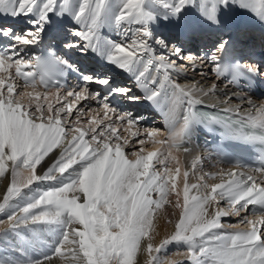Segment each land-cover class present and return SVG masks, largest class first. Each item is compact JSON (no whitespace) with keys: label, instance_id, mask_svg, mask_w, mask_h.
Segmentation results:
<instances>
[{"label":"snow or ice","instance_id":"snow-or-ice-1","mask_svg":"<svg viewBox=\"0 0 264 264\" xmlns=\"http://www.w3.org/2000/svg\"><path fill=\"white\" fill-rule=\"evenodd\" d=\"M231 5L248 9L264 21V0H211L210 6L208 0H0V15L30 17L31 25L17 31L10 24H0V177L10 173L0 202V213L7 215L0 224L9 225L5 243H13L9 234L15 236L19 243L13 251L27 257L0 259V264H44L54 257L65 264H137L141 251L146 254L145 264H175L166 253L173 243L187 246L182 254L191 264H264V186L244 172H229L226 182L200 195L199 189L209 186L189 185L185 170L183 205L179 200L175 205L182 212L174 231L158 244L152 242L157 210L169 203L171 194L180 195L176 178L181 169L172 153L206 120L194 111L201 103L195 85L181 87L171 78L173 71L186 67L178 63L184 59L182 48L154 37L150 25L159 20L179 22L189 6L219 25L221 7ZM65 15L77 26L68 30L77 39L65 37L63 47L82 56L97 54L105 65L102 70L77 66L50 48L47 56L25 55L34 46L58 40L57 18ZM125 24L139 26L130 40ZM104 26L121 33L122 42L102 39ZM227 47L228 41L220 40L207 57L217 76L228 74L230 82L238 83L260 74L257 65L239 61L222 65L219 54H226ZM112 68L127 74L143 95L112 75ZM65 70L77 73L73 88L65 89L60 83ZM17 80L23 81V90L18 91ZM89 99L96 101V107H89L90 118L82 121L85 110L77 103ZM141 100L166 112V137L154 139L160 131L144 128L143 138H137L143 117L126 110L123 102ZM180 105L184 110L178 115ZM224 111L240 116L239 108ZM121 127L126 132L136 129L130 131L131 139L121 135ZM224 127L232 139L264 145V105H253L240 119L227 118ZM148 143L159 147L149 150ZM57 148H61L59 158L38 175L37 166ZM195 165L196 161L193 169ZM235 167L243 166L236 163ZM249 170L264 176V162ZM45 182L51 183L42 190L32 188ZM192 189L197 194L190 196ZM220 201H226L227 208L217 207L209 218L207 206ZM250 205L257 206L251 212L254 218L241 220L248 231H217L223 227V217L240 216ZM44 233L55 237L51 250L32 259L28 246Z\"/></svg>","mask_w":264,"mask_h":264},{"label":"bare ground","instance_id":"bare-ground-1","mask_svg":"<svg viewBox=\"0 0 264 264\" xmlns=\"http://www.w3.org/2000/svg\"><path fill=\"white\" fill-rule=\"evenodd\" d=\"M210 2H211V0H210ZM157 7L159 8V6H157ZM238 10H240V7L238 5H236V6L231 5L229 8H226V9L221 7L219 15L221 17L220 19H222V21L224 22V24L221 28V31L217 28L216 25H213L209 21H207L205 19V17L199 19V17L196 14L193 15L192 12L190 13L189 18L187 20H185L186 25L184 24L185 21H183V24H180L178 21H175V20H173V21L159 20L156 23L162 24L166 30H168V31L170 30V32H172V33H181L182 35H184L186 37V38H184V36H181V38L179 37L181 41H179L177 38L174 37L173 39L178 44H176V42H172L173 44H176L180 47V46H183L186 43V41H188L189 43H191L189 45V49H190V47L194 46V49L196 52H197L196 49L200 48L199 45L196 46V42L197 43L200 42L203 44V43H206V42L208 43L211 41V44H212L213 43L212 40H214L217 43L220 38L226 40L227 37H225V36L223 37L224 32L225 33L226 32H233L229 36H233L235 33L240 34L243 32V31L240 32V30H243V29H239V28L244 27V26L250 27L252 30H255V31H257V30L260 31L261 33L259 34L258 39L263 38V40H264V22H262L257 15L252 16L253 12L248 10V9H242V10H247L250 16H248V15L242 16ZM185 13H186V11H185ZM185 13L181 14V17L183 20L185 18ZM226 16H227V18H223ZM251 16H252V18L248 19ZM29 19H30V17H26V16H19L16 18L2 16V19L0 20V24H2L3 21L4 22L8 21L9 24L15 28V26H18L19 24H22L25 22L27 27H28V24H29L28 20ZM57 19H58L57 27L59 29V31H58V33H59L60 31H63V29H61L62 28L61 26L66 21L67 15H65L64 17L57 18ZM200 20H203V23H202L203 25L201 24ZM3 24H5V23H3ZM205 26H206V31L203 30ZM123 27L130 28V31L128 32V39L130 40L133 32L139 26L138 25L129 26V25L125 24V25H123ZM150 27L153 31L154 37H157L159 34H160L159 36H161L162 32L160 31V29H158L154 25H152V26L150 25ZM254 28H256V29H254ZM15 29L20 30L18 28H15ZM105 29L108 30L107 34L109 36H111L112 39H114L117 42H122L123 37H122L121 33H118L113 26H105ZM251 29H246V30L252 31ZM218 32H221V33L217 34ZM166 33L167 32L163 33L162 38L166 39ZM255 34H257V32ZM178 36H180V34ZM257 36L258 35H256V37ZM72 38L77 39L75 37H72ZM159 38H161V37H159ZM167 39H169V38H167ZM252 41H253V39H252ZM252 41H250V42H252ZM182 43H183V45H182ZM208 46H209V48L211 47V45H208ZM212 48H214V43L212 44ZM157 49H159L158 46H157ZM169 50H168L169 52L172 51V49H169ZM188 51H191V50H188ZM27 52H30V50ZM75 52L77 54H80L76 50H75ZM191 52L189 55H191L193 57V59L192 60L187 59V60L183 61V64H185L186 67L184 69H180L178 72L173 71L171 73V78L175 79L176 83L179 82L178 84H180L181 87L190 88L193 85H195L196 89L198 90L196 92V98L201 101V103L197 104V105L213 107V108H220V109L221 108H224V109L230 108L233 110L239 108L240 109V116L239 117H243L244 115H246L248 113V111L252 108L253 105L256 107H259L260 105H264V100H258L256 98L251 97L250 95H248L244 92L235 90L230 85L224 83L221 78L219 79L218 77H216V74L214 72H213V74L209 73L208 70L212 69V67L214 65L208 59L206 60V58L205 59L204 58L203 59L198 58V54H192ZM90 55H91V53L90 54L88 53V56H90ZM189 55H187V57ZM96 57L98 58L99 56H96ZM99 59H101V58L99 57ZM108 67H111V66H108ZM199 70H200L199 75H197L196 72ZM111 74L112 75L124 74L125 77L128 78L127 79V81L129 82L128 85L130 87H132L135 92L137 91V89L139 90L138 92H136V94L141 95V96L143 95L141 89H139L135 86L134 81L127 74L122 73L119 70L114 69V68H112ZM121 81H123V80L121 79ZM17 84L19 85L18 82H17ZM21 85H19L20 88L22 87ZM29 91H31V89H29ZM37 91L43 93L44 89H43V87L38 86ZM204 92H207L208 95H204L203 94ZM50 100H51V97H50ZM249 100L252 101L251 105L248 104ZM126 103L128 104L126 106H128L129 108H133L132 110H137L138 108H140V110L142 111V109H144V104H148V101L141 100L138 103H128V102H126ZM182 108L184 110V105H182ZM158 109H159L158 113H155L157 115H155V114L153 115L151 113H148L147 111H146V113L149 115V117H151V119L152 118H154V119L161 118V119H158L157 123L158 124L160 123L162 126V123L160 122V120H162V116H163L162 115V109L159 107H158ZM179 109H180V111L177 114L181 115L183 113V110H181L180 107H179ZM232 113L235 115L234 111ZM165 125L166 124L163 123L164 127H166ZM133 129L134 128H132L130 130H133ZM155 129H158L160 131V133L163 131L162 133H164L167 136V129L166 128H157L156 127ZM195 134H196V132L193 130L191 132L190 138L187 140V141H190L192 143L189 145V146H191L190 149H188V147L185 146V147H182L179 151H173V153H172L177 158V160L179 161V166L181 169L180 175L176 178V191L179 192L180 195H179V197H174V198L169 197V203H170L169 206L173 210L172 214L166 213V215L164 216V219L162 218V216L160 214L155 217L154 229H153V237L154 238L152 241L154 244H158L162 239L167 237V232L169 231L168 228L170 226L169 223L174 224V222H177L176 220L180 217V214L182 212V207L177 208V207H175V205H176L177 200H179L181 206L183 205V189H184L183 172L185 170L191 171L192 169L190 170V167L192 168L194 161H196L195 172L192 171L193 173L189 175L188 184L191 185L194 183L195 184L200 183L201 185L207 184L209 186L208 188L201 187L199 189V193H203L204 189H206V190L208 189V191L210 192V186H212L216 183L226 182L228 180L227 174L229 172H232V171L244 172L245 175H253L257 179V181L262 180V182L260 184L264 185V176H261L260 174H257V173L253 174L250 172L242 171L240 169L238 170V169L226 167L225 161L223 159H220L219 157L213 155L210 152L209 147L206 145V141H203L199 137L195 138L194 137ZM70 136L71 135H69V137ZM159 138L160 137L158 136V137H155L154 139H159ZM193 140L202 141L203 146L200 144V146L198 147L195 144L196 142L194 143ZM185 144H186V142L184 143V145ZM155 147H159V146L157 145ZM155 147L152 144V148L150 150H155ZM183 148H187L188 151L184 152ZM60 152H61V148H57L56 152L54 151L53 153H50L49 156H47V158L40 164L38 171H37V174L42 175L59 158ZM202 156L203 157L205 156L206 160L205 159L203 160L201 158ZM197 158H198V160H197ZM206 165L207 166L213 165L215 167L218 166L216 168V170L218 169L221 172V174H219L218 172L213 173L212 172L213 170H211V168H208V167L206 168V170L208 172L206 171V173H204V167ZM170 167L173 170V175H175L176 164L173 163L170 165ZM205 174H209L210 176H212L214 178H209L208 180L206 178V180L204 179L203 181H201L200 177L204 176ZM197 175H198V177H197ZM9 183H10V173H7L3 177V182L1 184V189L3 190L2 191L3 194L6 192V188L9 185ZM50 183L51 182H45L42 186H48ZM25 192H27V189H25ZM195 194H197L196 189H192L189 193L190 196L195 195ZM220 202H222V203L225 202L226 208H227L226 201H220ZM255 208H257V206H255ZM208 214L210 217V210L209 209H208ZM226 217L230 218V215H228ZM3 237H1V239ZM54 240H55L54 236H52V239H49V243L47 242V244H46L47 248L45 249L44 252H42V253L35 252V254L33 252V254H28V256L31 257L32 259H36V257L41 258L45 253H47L51 250V246H52ZM1 243H0V259L6 260L7 258L15 259V258L19 257V259L23 260V259L27 258V257H20L19 253H17V252L16 253L18 254V256L17 255L12 256V254H10L13 251L12 248H9V252H8L6 246H3V243L2 244ZM144 243H146V242H144ZM30 244L32 246V243H30ZM6 254L9 256L6 257ZM145 260H146V254L143 251L138 253L137 264H145ZM44 264H65V262L62 261L59 257H54L53 260L45 261Z\"/></svg>","mask_w":264,"mask_h":264},{"label":"rangeland","instance_id":"rangeland-1","mask_svg":"<svg viewBox=\"0 0 264 264\" xmlns=\"http://www.w3.org/2000/svg\"><path fill=\"white\" fill-rule=\"evenodd\" d=\"M200 2V0H197V3H199ZM208 2H209V6H210V4H211V2H210V0H208ZM236 6V5H235ZM159 10H161L162 11V8H160ZM239 12H240V14L242 15V16H244V15H248V16H250L249 15V13H248V11L247 10H242L241 8H240V10H238ZM192 12V14L193 15H197L198 17H199V19H201V18H204V16L203 15H201V13L199 12V10L198 9H196L195 7H193V6H189L187 9H186V13H185V18H184V20L183 19H181L180 21H179V23L180 24H183V21H185V20H187L188 18H189V16H190V13ZM254 15H256L254 12L252 13V16H254ZM2 16L3 15H0V20L2 19ZM252 16L251 17H249L248 19H250V18H252ZM192 17V16H191ZM221 18V17H220ZM223 18H227V16L226 17H223ZM200 22H201V24L203 23V20H200ZM262 22H264V21H262ZM3 23H5V24H8L9 25V22L8 21H3ZM2 23V24H3ZM28 24V23H27ZM66 24V25H65ZM185 25H186V21H185V23H184ZM223 24H224V22L222 21V19H221V24H219V25H216L217 26V28L221 31V28H222V26H223ZM29 25V24H28ZM65 25V26H64ZM152 25H154V26H156L158 29H160V31L162 32L161 33V36H159V37H163V33H165V32H167L166 33V40H168V41H170L171 43L172 42H176L173 38L175 37V38H177L179 41H181L180 40V38H181V36H184V35H182L181 33H172V32H170V30L168 31V30H166L165 28H164V26L162 25V24H158V23H154V24H152ZM151 25V26H152ZM203 25V24H202ZM242 26V25H241ZM244 26V25H243ZM29 27H31V25H29L28 26V28ZM62 28L61 29H63L64 31H65V37L66 38H68V39H74V38H72L71 37V35L68 33V30L70 29V28H72V27H77L75 24H74V22L71 20V17L70 16H67V19H66V21L62 24V26H61ZM258 28V27H257ZM25 29H26V27H25ZM239 29H243V30H246V29H251L250 27H240ZM254 29H256V28H254ZM203 30H205L206 31V26L204 27V29ZM232 30V29H231ZM230 30V31H231ZM238 30V29H237ZM252 30V29H251ZM226 31V30H225ZM107 32H108V30H106L105 29V26L104 27H102L101 28V30H100V36H101V38L102 39H105V40H107V39H111V40H114V39H112V37L111 36H109L108 34H107ZM204 32V31H203ZM219 33H221V32H218L217 34H219ZM225 33V32H224ZM180 34V36H178ZM200 34V33H199ZM156 35V34H155ZM255 35H257V34H255ZM157 36V38H159ZM180 37V38H179ZM167 38H169V39H167ZM184 38H186L185 36H184ZM165 39V38H164ZM176 39V40H177ZM249 39H251V36H249ZM252 39H253V37H252ZM115 41V40H114ZM186 43H189L188 41H186ZM186 43L184 44V45H186ZM176 44H178L177 42H176ZM182 45H183V43H182ZM183 45V46H184ZM180 47H182V46H180ZM171 49V48H170ZM169 50V49H168ZM183 50V49H182ZM196 50H198V48L196 49ZM161 51V49L159 48V49H157V53H159ZM170 51V50H169ZM190 52L191 51H182V53H181V55L182 56H184V60H182V61H178V63H183V61H185V60H187V55H189L190 54ZM192 54H194V52L192 51L191 52ZM195 54H197V52L195 53ZM199 72H200V70L199 71H197L196 72V74L197 75H199ZM208 72L209 73H211L209 70H208ZM211 74H213V73H211ZM173 81H175V79H172ZM179 83V82H178ZM129 84V82L127 81V85ZM129 86V85H128ZM130 87V86H129ZM19 90H23V88L21 87H18V91ZM69 100H71V98H69ZM58 106V105H57ZM77 107H83L84 108V110H85V115L81 118L82 119V121L83 120H87V119H89L90 117L88 116V109H89V107H96V101L95 100H93V99H89V100H82V101H79L78 103H77ZM180 108H181V110H183V108H182V105H180L179 106ZM179 107H178V109H177V113L180 111V109H179ZM204 107V106H203ZM75 115H76V112H75V109H74V111H73V118H75ZM100 115L102 116L103 115V113L101 112L100 113ZM105 123H107V121H105ZM169 123V121L168 120H166V125L165 126H167V124ZM157 124V122H156V120H155V124L153 125L154 127H152L151 129H155L156 127L157 128H161V126L160 125H156ZM78 126H80V127H84L85 125L84 124H81V125H78ZM160 126V127H159ZM149 126H147V128H148ZM145 128V126H143V124L141 125V135L139 136V137H137V138H143V129ZM162 128H164V127H162ZM136 129L134 128L133 130H130V131H135ZM130 131L128 132H126L125 130H124V128L123 127H121L120 128V133H121V135H123V136H125V137H128L129 139H131V136H130ZM163 132V131H162ZM160 133L161 135L159 136L160 138L159 139H161V138H164V137H166V135L164 134V133ZM73 133H71V132H69L68 133V135H72ZM88 137H86V139H87ZM195 138H197V137H195ZM193 142L199 147L200 146V144L202 145L203 143H202V141H199V140H193ZM190 144H192L190 141H186V144L185 145H183L182 147H185V146H187L188 147V149H190V147L191 146H189ZM203 146V145H202ZM139 147V146H138ZM145 147L147 148V149H151L152 148V143H148V144H146L145 145ZM56 150L57 149H55L54 151L56 152ZM129 149H125V151L127 152ZM53 151V152H54ZM52 152V153H53ZM49 156V155H48ZM47 157H45V159H46ZM203 160L205 159V156L203 157H201ZM44 159V160H45ZM43 160V161H44ZM206 160V159H205ZM42 161V162H43ZM41 162V163H42ZM221 165V164H220ZM39 166L40 165H38L37 166V171H38V168H39ZM211 168V170H213L212 172L214 173H216V172H218L219 174H221V172L217 169L216 170V168L218 167V166H205L204 167V173H206V168ZM213 167V168H212ZM192 169V170H191ZM190 170L191 171H189V175L190 174H192L193 172H195V168L193 169V167L191 168L190 167ZM210 170V171H211ZM193 171V172H192ZM208 172V171H207ZM205 176V175H204ZM197 177H198V175H197ZM206 178H207V180L209 179V177L208 176H205V180H206ZM2 182H3V177H0V202H2V199H3V196H4V194L2 193V189H1V184H2ZM200 182V181H199ZM209 182V181H208ZM258 182L259 183H261L262 182V180H258ZM200 184V183H199ZM261 186H264V185H261ZM44 187H47V186H42V185H37V184H33L32 185V188L33 189H39V190H42ZM25 191V190H24ZM28 191V190H27ZM209 191H208V189L206 190V189H204V192L203 193H199V194H201V195H204V194H207ZM169 197H171V198H174V197H177V195H175V193H173V194H171ZM173 200V199H172ZM171 200V201H172ZM169 204L170 203H167V204H165L164 206H163V208L162 209H159V210H157V212H156V215H155V217L156 216H158L159 214L162 216V218L164 219V216L166 215V213H170V214H172L173 213V210H172V208H170V206H169ZM252 206H254V205H250L249 206V210L247 211V212H241L240 213V216H235V215H232V214H229L230 215V218H227V217H223L222 218V220H221V223H222V225H223V227L221 228V229H218L217 231H220V232H223V233H236V232H242V231H248V228L246 227V225L244 224V223H241V220H242V218L244 217V216H249V218H254V217H252L251 216V214H250V208L252 207ZM208 209L210 210V217L214 214V212H215V210L217 209V207H222V208H226V204H225V202L224 203H222V202H220L219 203V205H217L216 203H210L208 206ZM252 212V211H251ZM6 215H7V213H0V220H5L6 219ZM209 217V218H210ZM179 219V218H178ZM178 219L176 220L177 222H178ZM177 222H174V224H170L169 223V228H168V232H167V236H169V235H171L172 233H173V231H174V227H175V224L177 223ZM228 224V225H227ZM231 225V226H230ZM8 227H9V225L7 224V223H3V224H0V239H1V237H3L4 236V234L6 233V231L8 230ZM77 227H79V226H77ZM20 231H25V229L22 227L21 229H20ZM261 231L262 232H264V228H262L261 229ZM171 233V234H170ZM9 236H10V239H11V241L13 242V243H5V239H4V237L0 240V243L2 242L3 243V246H6V248H7V250H8V252H9V248H12V250H13V248H14V246H15V244H18L19 243V241L17 240V238L15 237V236H12L11 234H9ZM52 234H49V233H44V234H42V236H41V238H40V240H34V241H32L31 243H32V246H31V244L28 246V254H33V252H34V254H35V252H37V253H42V252H44L45 251V249L47 248V242L49 243V239H52ZM45 239V240H44ZM1 243V244H2ZM2 247V246H1ZM38 247V248H37ZM186 248H187V246L186 245H183V244H176V243H173V244H170V245H168L167 246V249H166V253H167V255H168V258L171 260V261H174L175 262V264H191V262L189 261V260H187L186 259V257L182 254L183 252H185L186 251ZM177 253H181V254H177ZM10 254H12V256H15V255H17L18 256V254L15 252V251H12ZM3 255V254H2ZM9 255H7L6 254V257H8ZM11 257V256H10ZM36 258H38V257H36ZM7 259H9V258H7ZM6 259V260H7Z\"/></svg>","mask_w":264,"mask_h":264}]
</instances>
